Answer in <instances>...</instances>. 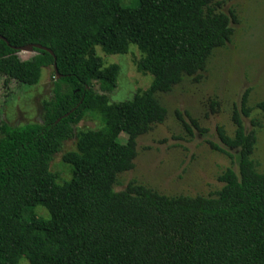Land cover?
I'll use <instances>...</instances> for the list:
<instances>
[{"label":"trees","instance_id":"1","mask_svg":"<svg viewBox=\"0 0 264 264\" xmlns=\"http://www.w3.org/2000/svg\"><path fill=\"white\" fill-rule=\"evenodd\" d=\"M217 2L0 0V76L34 87L55 64L61 76L54 70L42 124L0 128V264H264V174L253 160L257 132L243 122L253 112L249 91L234 112V136L219 129L220 143L239 153L238 172L219 177L216 195L171 198L136 182L115 191L135 167L138 139L168 117L157 94L187 77L199 83L214 51L232 41L236 16ZM30 45L54 56L33 49L21 60ZM131 46L143 55L137 72L153 83L112 103L121 68L107 66L98 48L127 55ZM256 109L264 113V101ZM86 119L98 130L77 131ZM73 139L76 151L63 156L72 176L60 185L51 163ZM225 148L213 145L232 158Z\"/></svg>","mask_w":264,"mask_h":264},{"label":"rangeland","instance_id":"2","mask_svg":"<svg viewBox=\"0 0 264 264\" xmlns=\"http://www.w3.org/2000/svg\"><path fill=\"white\" fill-rule=\"evenodd\" d=\"M217 3L218 12L227 15L233 12L236 16L232 41L214 51L199 83L187 77L171 93L157 94L168 110V117L138 139L135 167L119 176L116 192L126 191L131 182H136L171 198L216 195L223 188L219 177L228 169L238 172L239 153L220 143L219 129L234 136V112L240 110L247 91L250 92L248 106L253 112L251 117H243V122L247 133L257 132L253 160L258 172L264 174V113L256 109L264 101V0H218ZM35 55L32 50L19 52L23 61ZM98 55L107 66L121 68L117 89L109 94L112 103L130 101L138 91L151 87L153 77L137 72L135 63L143 56L137 46H131L127 55H106L98 48ZM53 74L52 67L44 69L39 84L34 87L0 76V128L3 124L12 128L42 124L44 105L53 99ZM254 123L259 126L255 127ZM98 128V123L86 119L77 131ZM126 140V135L120 136L121 142ZM213 145L230 151L232 158L215 151ZM76 149V139L70 140L53 158L51 170L58 176L60 185L72 176L63 156ZM35 212L39 217L50 218L43 207ZM20 264L29 262L23 259Z\"/></svg>","mask_w":264,"mask_h":264},{"label":"water","instance_id":"3","mask_svg":"<svg viewBox=\"0 0 264 264\" xmlns=\"http://www.w3.org/2000/svg\"><path fill=\"white\" fill-rule=\"evenodd\" d=\"M0 39H3V37L0 36ZM33 49H40V50H44V51H47L49 52L51 55L54 56V53L52 50L50 49H47L41 45H30V46H27V47H24L22 48L20 51H23V50H33ZM54 70H55V73L57 74L58 77H61L59 74H58V68H57V64L54 65Z\"/></svg>","mask_w":264,"mask_h":264}]
</instances>
